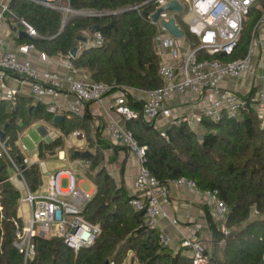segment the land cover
Returning <instances> with one entry per match:
<instances>
[{
	"label": "built area",
	"instance_id": "2783aa9c",
	"mask_svg": "<svg viewBox=\"0 0 264 264\" xmlns=\"http://www.w3.org/2000/svg\"><path fill=\"white\" fill-rule=\"evenodd\" d=\"M13 1L0 0V101L14 102L18 96L27 97L9 85L14 80L27 83L29 98L44 104L47 112L55 118L65 114L84 117L90 113L95 119L92 139L96 145L103 139L112 147L123 148L138 160L139 171L130 193V206L144 215L149 230L157 231L161 247L175 253L183 250V256L192 264H210L213 254L206 243L198 238L195 230L182 236L177 249L160 226V222L168 218L165 209L170 205L169 190L146 167L148 147L140 146L127 128L128 122L138 118V112L132 109L130 102L142 104L144 122L159 131L167 141L165 130L168 127L187 124L191 131L199 134L203 131L204 122L217 125L226 118L242 121L247 103L263 120L264 75L255 76L257 83L246 94L240 93L237 86L243 77L253 74L260 50L264 49V13L255 26L244 59L228 64L214 59L234 54L252 8L263 0H148L130 9L139 11L149 5L155 6V11L148 17L155 27L154 43L160 60L159 76L163 86L149 91L95 83L74 67L75 58L71 53L67 57L52 58L38 51L32 41L39 39V34L12 12ZM24 1L59 13L61 31L73 19L104 16L92 11L74 10L69 0ZM172 2H177L182 12H162L155 22L152 17ZM185 13L189 16L186 23L188 33L177 22V16ZM172 18L176 28L183 33L180 38L172 35L166 27ZM21 33L26 34L28 42H20ZM85 37L87 42L77 45V56L84 49L104 45L100 34H95L92 39L88 32ZM199 56L206 58L201 60ZM92 106H96V110H103L102 120H96L99 116ZM37 126H40L41 142L64 140L65 150L58 151L53 159L63 163L66 169L49 171L48 160L38 158L41 142L35 145V152H29L24 144L28 138L26 133ZM28 130L19 135L16 142L23 156L22 165L12 159L10 147H6V142L0 136V159L10 162L13 173L9 181L21 196L14 247L23 256L24 264L35 262L37 239H60L68 249L78 253L92 247L102 233L100 225L92 224L85 218L97 190L95 188L92 193H86L81 189L83 181L79 180L68 153V149L73 148L72 139L81 141L83 145L79 149L83 150L87 143L85 134L76 131L70 137H65L44 121L33 124ZM33 165L39 166L42 179L41 187L36 192H31L24 178L26 170ZM83 170L87 174V168ZM64 181L66 188H63ZM169 185L186 188L192 195L201 198L218 229L229 236L230 210L217 191H203L188 178L171 181ZM24 204L30 207L29 218L24 214ZM172 224L176 225L177 222L172 221Z\"/></svg>",
	"mask_w": 264,
	"mask_h": 264
},
{
	"label": "trees",
	"instance_id": "16d2710c",
	"mask_svg": "<svg viewBox=\"0 0 264 264\" xmlns=\"http://www.w3.org/2000/svg\"><path fill=\"white\" fill-rule=\"evenodd\" d=\"M69 1L74 10L104 16L73 19L61 31V15L53 10L24 0H14L11 10L38 32L40 38L32 41L36 49L52 58L69 56L79 38L95 29L93 35L100 34L104 45L84 49L73 60L74 67L91 81L144 91L163 86L154 43L155 27L148 17L155 6L130 11L148 0ZM262 4L264 7V0ZM260 17L256 15L248 23L246 21L239 45L229 57L231 62L247 56ZM33 100L18 96L14 102L0 101V132L8 125L5 134L10 141L12 159L22 165L23 156L16 146L19 133L39 121L65 137L76 131L83 132L87 139L83 151L96 148L98 153L90 159L86 174L97 192L85 218L100 225L102 233L92 247L78 253L68 249L60 239H37V257L32 264H124L130 254L131 264H192L183 256V250L175 253L163 249L157 231L149 230L144 215L130 206L131 196L124 184L123 167L119 183L102 168L105 159L99 148L102 144L108 147L109 143L103 139L98 145L93 142V116L90 113L84 117L65 114L62 123L56 125L55 116L47 112V107ZM130 106L138 112V118L128 122L127 128L140 146L148 147L146 167L151 174L164 186L180 178L193 180L203 191H217L228 206L229 236L221 233L206 212L214 244L224 243L220 248L223 260L218 261L214 255L210 264H264V119L260 120L247 103L242 121L226 118L217 125L204 122L199 134L191 131L187 124L169 127L165 130L167 141L144 122L141 103L131 101ZM64 150L63 139L41 142L38 158L47 161ZM74 151H68L70 159L76 158ZM11 168L10 162L0 159V264H24L23 256L14 247L21 196L9 181ZM24 178L31 192L41 187L38 165L27 169Z\"/></svg>",
	"mask_w": 264,
	"mask_h": 264
},
{
	"label": "crops",
	"instance_id": "0c3cea01",
	"mask_svg": "<svg viewBox=\"0 0 264 264\" xmlns=\"http://www.w3.org/2000/svg\"><path fill=\"white\" fill-rule=\"evenodd\" d=\"M259 75H264V49L260 50V57L255 62L253 74L243 77L238 83V91L246 94L251 86L256 85L257 78L255 76L258 77ZM9 85L29 97V86L27 83L21 84L12 80ZM1 96L2 94L0 93V98ZM92 110H96V106H92ZM95 114L99 116L96 120H102L103 110L97 108ZM109 146L103 154L110 158H106L109 162L110 160L113 161V166L119 168L118 175H120L121 168L123 167L124 184L130 194L133 191L135 178L139 171V162L135 157L128 154L126 150L115 151L111 145ZM167 187L170 195V205L166 207L165 211L168 214V218L163 219L160 222V226L172 239L174 247L178 249L182 236L188 235L192 230H195L198 238L204 241L208 248H210L214 244V240L207 220L206 212L208 209L204 205L203 200L192 195L186 188H179L173 185H168ZM172 221H176L177 224L173 225Z\"/></svg>",
	"mask_w": 264,
	"mask_h": 264
},
{
	"label": "rangeland",
	"instance_id": "374dc122",
	"mask_svg": "<svg viewBox=\"0 0 264 264\" xmlns=\"http://www.w3.org/2000/svg\"><path fill=\"white\" fill-rule=\"evenodd\" d=\"M262 2H259V3L254 5V7L251 10L250 16L247 18V23H248V20L251 19L253 16L262 15L264 13V7H263ZM188 20H189V16H187V13L182 14L180 16H177L178 24L183 28V30L186 33H188V26L186 24ZM247 23H246V25H247ZM91 38L92 39L94 38L93 34L91 35ZM205 58L206 57H204V56H199V59H201V60L205 59ZM207 59L211 60V58H207ZM220 61L222 63H225V64L231 63L229 57H223L220 59ZM33 102L37 103L35 100H33ZM39 128H40V126H37L34 129L28 130L26 133L28 138H26L24 140V144L27 146L29 152H31V153L35 152V145H38L42 141V136H41L40 132L38 131ZM22 133L23 132L19 133V135H21ZM71 144L73 146L72 149L75 150L74 152L83 151V150L79 149V147H81L83 145V143L81 141H78L76 139H72ZM85 147L86 146H84L83 148H85ZM70 150L71 149H68V151H70ZM105 150H107V146L105 144H102L101 148H99L100 154L105 153ZM83 152H85V151H83ZM89 152H91L95 157L98 154L96 148H92L91 150H89ZM103 156H104V154H103ZM106 158L110 159L109 157L104 156L105 160H104V164L102 165V168H105L107 170V172L110 174V176L113 177L117 183H119L120 182L119 181L120 180L119 175H118V173H119L118 169L119 168L117 166L116 167L113 166L112 165L113 161L110 160V162H109V160ZM70 162L74 166V168L77 170L79 180L83 181V183L81 184V189L86 193H92L96 187L92 182H90L88 180L86 172L83 170V168L84 169L87 168V170L89 171L90 160H83L80 158H71ZM47 167H48L50 172L66 169V166L63 163L58 162V160L53 159V157H51L50 160L47 161ZM115 168L117 169L116 171H115ZM11 173H13L12 169H11ZM63 188H66V182L65 181L63 183ZM23 211H24V214L26 215V217L29 218L30 213H31L29 205L24 204L23 205ZM223 244L224 243H221L219 245L212 244L210 246V250H211V253L213 254V257L215 255L217 257L218 261L223 260L221 254H220V248H223ZM131 257H132V255L130 254L129 257L127 258V260L124 262V264H131L130 263Z\"/></svg>",
	"mask_w": 264,
	"mask_h": 264
},
{
	"label": "water",
	"instance_id": "95a60500",
	"mask_svg": "<svg viewBox=\"0 0 264 264\" xmlns=\"http://www.w3.org/2000/svg\"><path fill=\"white\" fill-rule=\"evenodd\" d=\"M165 11H169V12H173L176 11L178 13L182 12V7L177 3V2H172L170 4H168L167 6H165L164 8L160 9L153 17L152 19L156 22L159 18L160 13L165 12ZM119 14V13H118ZM117 15V14H115ZM167 29L171 32L172 35H174L177 38H180L183 36V33L180 32L178 30V28H176L175 26V20L174 18L171 19V22L169 24L166 25ZM89 33L92 35L95 33V29H90ZM27 36L25 33H21V40L22 39H26ZM78 42L85 44L87 42V38L85 36H82L79 38ZM77 52H78V48L75 47L72 51H71V56L73 58H76L77 56ZM63 117L62 116H58L55 118L54 122L56 125H60L63 121ZM8 127V125L4 128L3 131L0 132V136L1 139L3 141L6 142V147H10V141L6 138V134H5V129ZM263 131H264V124H263ZM76 158H80L83 160H90L92 157H94V155L91 152H83V151H76L74 153ZM1 180V178H0ZM106 264H109L108 262Z\"/></svg>",
	"mask_w": 264,
	"mask_h": 264
}]
</instances>
